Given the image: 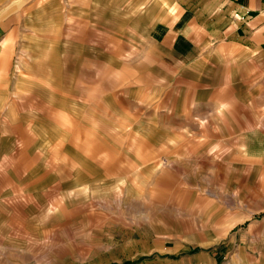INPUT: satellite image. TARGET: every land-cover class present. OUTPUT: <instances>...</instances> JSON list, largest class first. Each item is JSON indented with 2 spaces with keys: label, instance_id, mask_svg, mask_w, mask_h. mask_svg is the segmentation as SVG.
Returning a JSON list of instances; mask_svg holds the SVG:
<instances>
[{
  "label": "rangeland",
  "instance_id": "374dc122",
  "mask_svg": "<svg viewBox=\"0 0 264 264\" xmlns=\"http://www.w3.org/2000/svg\"><path fill=\"white\" fill-rule=\"evenodd\" d=\"M174 14L0 0V264H264V58Z\"/></svg>",
  "mask_w": 264,
  "mask_h": 264
},
{
  "label": "crops",
  "instance_id": "0c3cea01",
  "mask_svg": "<svg viewBox=\"0 0 264 264\" xmlns=\"http://www.w3.org/2000/svg\"><path fill=\"white\" fill-rule=\"evenodd\" d=\"M179 11L170 17L169 34H175L174 48L189 53L198 42L234 45L254 51L264 58V0H169ZM174 19V21H172ZM166 25V24H164ZM183 43V44H182ZM224 107V106H223ZM158 135V133H156ZM155 134L138 133L136 139L142 149L154 147ZM191 139L189 137L186 138ZM81 140L80 147H85ZM170 140L165 145H173ZM164 158L157 157L152 167L164 166Z\"/></svg>",
  "mask_w": 264,
  "mask_h": 264
}]
</instances>
